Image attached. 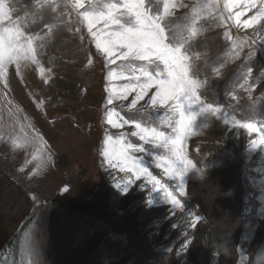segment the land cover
I'll return each instance as SVG.
<instances>
[{
	"label": "rangeland",
	"instance_id": "rangeland-1",
	"mask_svg": "<svg viewBox=\"0 0 264 264\" xmlns=\"http://www.w3.org/2000/svg\"><path fill=\"white\" fill-rule=\"evenodd\" d=\"M12 2L21 15L40 17L30 31L41 32L44 23L56 27L39 50L41 63L51 69L47 82L34 65L20 74L10 67L7 86L0 80V264H222L214 251L190 240L209 225L231 246L224 264H251L250 257L264 247V235L252 240L250 228L254 218L264 222V145L252 144L264 136V28H226L211 17L199 21L202 31L189 46L197 78L204 82L199 94L220 111L199 115L194 122L186 151L195 168L185 175L182 191L178 178L157 167V149L144 145L145 152L135 154L180 200L181 209L162 190H154L146 176L137 179L103 156L106 135L116 137L134 128L107 125L104 57L75 13L60 15L63 0H57L56 12L47 5L38 9L36 0ZM182 2L188 7L177 8L172 17L181 27L197 0ZM249 37L256 41V54L249 57L253 49L245 47L234 58L232 40ZM249 68L251 91L240 87ZM131 99L108 107L126 118L155 114L153 109L127 111ZM236 121L254 122L257 130ZM196 169L201 170L200 180ZM230 188L251 200L244 202L246 212L234 217L218 206L226 203L221 196ZM97 229L114 245L98 239Z\"/></svg>",
	"mask_w": 264,
	"mask_h": 264
},
{
	"label": "snow or ice",
	"instance_id": "snow-or-ice-1",
	"mask_svg": "<svg viewBox=\"0 0 264 264\" xmlns=\"http://www.w3.org/2000/svg\"><path fill=\"white\" fill-rule=\"evenodd\" d=\"M45 5L53 12L60 8L57 0H36L38 9ZM63 5L60 15L70 17L75 13L77 22L86 27L95 49L104 57L107 69L104 117L107 125L113 129H122L125 125L134 128V131L121 132L116 137L106 135L103 156L110 165L122 172L133 173L137 179L146 176L154 190H162L172 205L182 209L180 200L143 166L142 158L135 154L145 152L144 145L153 146L158 150L157 167H163L169 177L178 178L183 190L185 175L195 168L186 151V141L193 134L194 122L199 115H216L220 111L213 104L205 103L199 94L204 82L197 78L189 50L191 42L202 31L199 21L211 17L226 28L255 29L257 25L264 28V0H205L204 3L197 0L183 27L172 20L177 8L188 7L182 0H159L158 5H153L151 0H63ZM248 12H252V16L242 19ZM38 18L37 13L21 15L12 0H0V80L5 86L13 66L20 74L22 68L34 65L45 82L50 78L51 69L41 63L39 50L45 47L44 41L56 25L44 23L41 32L30 31L29 26ZM226 35L232 39L230 32ZM255 43L251 37L232 40L234 58H239L245 47L253 49ZM255 54L254 49L248 53L249 57ZM216 71L219 72V68ZM252 72L249 68L240 85L247 86L249 91L254 87L250 84ZM120 81L122 83H116ZM149 92L152 93L150 96ZM130 96L127 111L144 114L153 109L155 114L147 119L126 118L116 107H108L115 101H128ZM145 97H148L146 104L137 107ZM120 109H125L123 103ZM234 123L249 131H256L258 127L254 122ZM129 136L142 143L134 144ZM14 144L22 146L15 141ZM252 144L254 147L264 145V136ZM38 158V155L33 156V159ZM127 190L125 187L124 191Z\"/></svg>",
	"mask_w": 264,
	"mask_h": 264
},
{
	"label": "trees",
	"instance_id": "trees-1",
	"mask_svg": "<svg viewBox=\"0 0 264 264\" xmlns=\"http://www.w3.org/2000/svg\"><path fill=\"white\" fill-rule=\"evenodd\" d=\"M243 184H245V182H243ZM228 191L225 193H222V196H221L222 200L225 201L226 203L218 204L219 208L225 211L227 216H232V217H234L237 214H241V212L245 213L246 208H244V202L251 201L250 198L248 197V194L244 193L243 196H239V192H237L236 190H233L232 188H230V190ZM250 226H251L250 228L253 231V235L251 236V239L252 240H256L258 238L261 239L262 236L264 235V222L259 221L257 218H254V220L251 221ZM95 234L98 239H103V242L105 245L107 246L114 245V241L110 240L107 236H105V232L103 229H97L95 231ZM190 240L199 242L202 247L206 246L205 249H210L214 251L215 255H217L219 258L218 262H221L222 264L225 263L224 259L226 258V256L222 254H217L218 250L216 248V245L218 241H221V240L226 241V239L224 238L222 234H219L218 229H215L212 225H209L204 230L195 231L194 235L192 236V239ZM227 244L231 248L229 243ZM243 249H246L245 245L243 246ZM205 258H207V256H205Z\"/></svg>",
	"mask_w": 264,
	"mask_h": 264
},
{
	"label": "clouds",
	"instance_id": "clouds-1",
	"mask_svg": "<svg viewBox=\"0 0 264 264\" xmlns=\"http://www.w3.org/2000/svg\"><path fill=\"white\" fill-rule=\"evenodd\" d=\"M197 171V179H201L200 169H196ZM217 254H222L224 256H231V248L228 246L226 241H218L217 245ZM251 259V264H264V247H261L260 249L257 250V252L250 257Z\"/></svg>",
	"mask_w": 264,
	"mask_h": 264
}]
</instances>
